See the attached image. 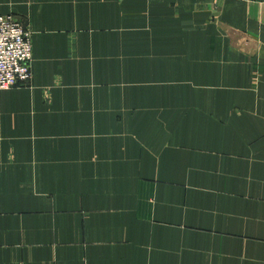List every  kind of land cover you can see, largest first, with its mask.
I'll use <instances>...</instances> for the list:
<instances>
[{
  "label": "crops",
  "instance_id": "1",
  "mask_svg": "<svg viewBox=\"0 0 264 264\" xmlns=\"http://www.w3.org/2000/svg\"><path fill=\"white\" fill-rule=\"evenodd\" d=\"M32 79L0 89V264H264V0H0Z\"/></svg>",
  "mask_w": 264,
  "mask_h": 264
},
{
  "label": "built area",
  "instance_id": "2",
  "mask_svg": "<svg viewBox=\"0 0 264 264\" xmlns=\"http://www.w3.org/2000/svg\"><path fill=\"white\" fill-rule=\"evenodd\" d=\"M31 63L30 31L12 15L0 14V89L28 85Z\"/></svg>",
  "mask_w": 264,
  "mask_h": 264
},
{
  "label": "rangeland",
  "instance_id": "3",
  "mask_svg": "<svg viewBox=\"0 0 264 264\" xmlns=\"http://www.w3.org/2000/svg\"><path fill=\"white\" fill-rule=\"evenodd\" d=\"M20 22V21H19ZM23 24V23H22ZM24 25V24H23Z\"/></svg>",
  "mask_w": 264,
  "mask_h": 264
}]
</instances>
